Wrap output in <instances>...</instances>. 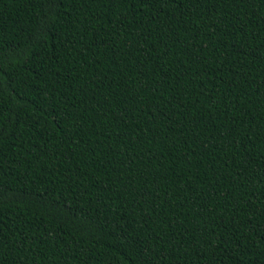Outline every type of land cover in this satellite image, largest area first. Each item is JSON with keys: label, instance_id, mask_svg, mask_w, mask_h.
<instances>
[{"label": "trees", "instance_id": "16d2710c", "mask_svg": "<svg viewBox=\"0 0 264 264\" xmlns=\"http://www.w3.org/2000/svg\"><path fill=\"white\" fill-rule=\"evenodd\" d=\"M0 264H264V0H0Z\"/></svg>", "mask_w": 264, "mask_h": 264}]
</instances>
